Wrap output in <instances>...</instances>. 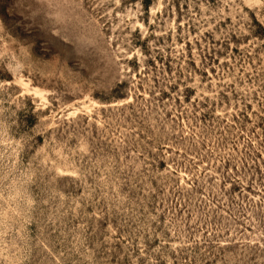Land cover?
<instances>
[{"label": "rangeland", "instance_id": "rangeland-1", "mask_svg": "<svg viewBox=\"0 0 264 264\" xmlns=\"http://www.w3.org/2000/svg\"><path fill=\"white\" fill-rule=\"evenodd\" d=\"M0 264H264V0H0Z\"/></svg>", "mask_w": 264, "mask_h": 264}]
</instances>
